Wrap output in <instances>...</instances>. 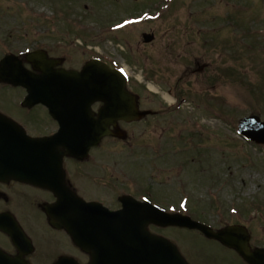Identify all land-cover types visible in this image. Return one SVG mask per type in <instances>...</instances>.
I'll return each instance as SVG.
<instances>
[{"label":"flooded vegetation","instance_id":"flooded-vegetation-1","mask_svg":"<svg viewBox=\"0 0 264 264\" xmlns=\"http://www.w3.org/2000/svg\"><path fill=\"white\" fill-rule=\"evenodd\" d=\"M33 33L30 24H0V62L7 55H14L22 63L21 67L20 62L12 60L7 81L0 76V264H109L112 256L123 250V242L127 244L128 240L125 241L122 237H116L118 241H113L112 238L107 240L102 232L95 229L79 232L78 246L76 217L96 218L99 221L94 224L106 225L101 219L108 214L94 212L92 204L118 211L122 208V198L138 202L147 198L149 203L159 206L162 199L170 196L171 191L162 187V183H157L159 187H155L151 182L145 181L143 174L133 169L135 166L130 164L129 159L138 157L140 163L159 171L162 170L161 166L168 168L175 163L176 150L169 147L173 145L174 139L170 131L174 126L168 116L177 114L192 93L205 95L210 84L206 71L212 64L206 63L205 52L194 56L193 50L201 52L202 46L188 42L184 44L185 47H180L177 46L176 38L170 39L169 43L165 42L160 49L165 52L173 49L180 52L176 54L173 51L175 54L168 55L170 60H173V55L177 56L172 63L162 59L154 67L158 75L166 69L171 75V68L178 73L184 71L182 76L168 81L169 86L166 87L167 92L175 98L177 107H166L161 94L149 90L145 82L149 79L155 81L154 76L147 72L146 77L140 81L136 69L129 67L127 72L130 79L121 98L120 110L126 118L122 120L114 119L111 112H108L109 116H101V111L105 108L102 100L50 101L28 106L25 104L27 88L17 85L18 82L25 83L27 77H45L42 81L47 85L55 82L51 73L61 68L81 71L93 60H99L113 68L112 53L107 51V46L105 50L86 48L76 65L69 66L68 58L74 64L72 56L76 50L75 40L65 42L71 38L53 37L47 30L42 36H34ZM154 43L155 40L150 45L154 46ZM141 48L146 47L139 46L138 42L137 53ZM26 51H42L46 53L48 60H56L53 63L54 71L47 68H42L41 71L33 69ZM146 60L145 71L148 69L149 58ZM188 60L193 63L191 66ZM43 64L46 65L45 62ZM142 74L144 75V71ZM198 76L201 78L197 79ZM181 118L185 121L184 117ZM100 122L108 124L112 135L104 137L100 145L92 148L81 160L66 154L72 145L76 152V134L81 136L83 131L86 135H95L100 131ZM13 123L21 125L31 138L57 135L63 141L59 149L47 150L50 154L64 156L62 167L57 166V171H45V187L16 180V128L12 126ZM114 145L119 146V149H114ZM56 204H59L58 212L47 213L46 208L53 211L52 205ZM71 219L72 221L66 222ZM85 225L86 222L79 223V227ZM151 229L152 233L159 235L158 229ZM80 244L89 247L87 249L82 246L84 250ZM234 264L244 263L239 261Z\"/></svg>","mask_w":264,"mask_h":264},{"label":"rangeland","instance_id":"rangeland-1","mask_svg":"<svg viewBox=\"0 0 264 264\" xmlns=\"http://www.w3.org/2000/svg\"><path fill=\"white\" fill-rule=\"evenodd\" d=\"M0 8L2 14H8L7 24H33L37 31L44 24L52 29L54 37L76 33L84 43L99 42L96 47L105 50L107 46L117 63L128 60L138 74L144 68L135 61L139 62L141 56L149 58V71L145 72L157 78L158 88L160 83L168 84L180 76L156 74L154 66L159 60H170L168 55L173 53L160 49L163 43L176 38L177 46L185 47L188 41L202 46L206 37H210L206 33L218 28L219 31H214L215 41L206 50V62L219 66L224 73L219 78V92L214 93L219 98L223 94L222 106H216L218 110L214 111L211 107L205 110L187 104L185 113L178 111L168 116L173 129L178 128L177 134L187 138L188 148L204 150V154L198 152L202 162L193 161L204 169L195 172L192 168L191 173H185V179H180L177 173H154L148 180L154 186L158 181H167L171 190L179 186L178 189L185 190L184 194L197 197L203 203L202 217L218 228L231 220H247L242 210L248 207L254 242L264 243V146L247 142L237 132L238 123L245 116L257 115L264 120V0H0ZM231 20L238 22L237 28L231 25ZM121 24L129 25L123 28ZM151 30L156 31V44L137 53L138 41L142 42L138 37ZM124 38L129 39V46L117 45ZM84 46L77 45L72 56L74 65ZM193 53L197 56L201 52L193 50ZM175 58L173 55L171 63ZM210 94L208 91L206 97ZM195 100L199 101L197 96ZM186 113L193 117L187 123L181 118H186ZM164 233L186 257L201 252L202 259L212 264L237 262L234 255L216 242L192 231L171 229Z\"/></svg>","mask_w":264,"mask_h":264},{"label":"water","instance_id":"water-1","mask_svg":"<svg viewBox=\"0 0 264 264\" xmlns=\"http://www.w3.org/2000/svg\"><path fill=\"white\" fill-rule=\"evenodd\" d=\"M93 66H88L86 70L92 68ZM76 74H62L64 76V84L60 83L61 79L55 80L54 85L46 86L41 85L43 87L38 88V83H41L38 81L30 83V90L32 92V97H30L29 101H39L41 100L42 96L47 95L49 92L54 90L55 93V99H52L49 97L47 100L44 98V100L47 101H56V99H59V87L64 85V90H62V93L64 94V100H69V98L72 96V100L76 101V93L77 92H83V88L80 89L78 86H85L87 88V91L91 89V86L93 85V77L89 73H83L82 75H76ZM43 78H41V81ZM80 82V83H79ZM44 83V81H43ZM97 83V82H96ZM45 84V83H44ZM100 84V83H99ZM95 89V88H92ZM97 91H100L99 88H96ZM37 95V96H36ZM79 98H82L79 96ZM241 133H243L246 137L256 141V142H264V124H259L258 119L252 118V119H245L242 121L241 125ZM94 138H86V139H76V152L78 150H85L90 144L94 143ZM41 150L45 147L40 145ZM50 158V155H43L40 157V162L43 166H46L49 164L48 159ZM16 176L19 178H22L23 176L16 173ZM135 215L138 216L137 218H134V220L131 218L130 221L133 220V222H137L138 224H141L145 221V217L142 215L145 212L142 210V207L137 206L134 208ZM146 215V214H144ZM120 220V219H117ZM161 224L162 225H177L182 227H189L191 229H200L202 230L207 236L216 238L220 241H222L224 244L228 245L229 247L236 248L240 254L250 262H255L256 258L255 256L262 255V258L264 259V251L258 252L257 254H251L249 247H248V240L245 236L241 234V232L237 231V229H231L224 233L219 234H213L209 229H206L203 225H200L198 223L192 222L189 219H186V221H180V220H170L166 217L161 218ZM130 233H128L129 235ZM234 236V239H233ZM134 237V236H133ZM132 236H129V238H133ZM232 238V239H231ZM128 256H126L127 259L122 260V264H187L182 257L178 254L176 249L167 241L161 239L158 243V240L156 243H146L142 242L139 244V241H129L128 243V249H127ZM118 264H121L118 262Z\"/></svg>","mask_w":264,"mask_h":264}]
</instances>
